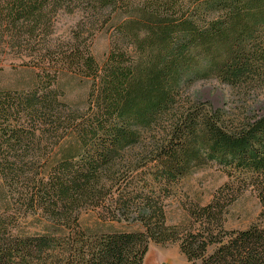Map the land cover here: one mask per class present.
Wrapping results in <instances>:
<instances>
[{
	"label": "trees",
	"instance_id": "16d2710c",
	"mask_svg": "<svg viewBox=\"0 0 264 264\" xmlns=\"http://www.w3.org/2000/svg\"><path fill=\"white\" fill-rule=\"evenodd\" d=\"M62 11L82 13V28L117 22L102 67L78 37L66 50L50 42ZM8 49L32 54L41 74L30 91L0 88V181L17 208L0 215V264H144L151 243L172 241L189 264H264V227L225 228L235 187L192 209L188 226H169L164 205L209 163L264 205V115L251 104L264 85V0H0ZM68 72L92 81L83 108L56 89ZM212 77L239 93V112L189 98ZM70 135L77 145L52 157ZM84 211L144 231L84 230ZM23 212L49 225L15 233Z\"/></svg>",
	"mask_w": 264,
	"mask_h": 264
},
{
	"label": "rangeland",
	"instance_id": "374dc122",
	"mask_svg": "<svg viewBox=\"0 0 264 264\" xmlns=\"http://www.w3.org/2000/svg\"><path fill=\"white\" fill-rule=\"evenodd\" d=\"M82 13L59 12L54 19V29L50 42L60 45L61 50L76 43L82 45L89 43L92 55L100 67L106 62L112 47L114 22L103 30L96 27L82 28ZM79 34L81 36H79ZM70 43L71 38H77ZM0 88L9 91L27 92L38 84L39 68L35 67L33 56L30 53H17L13 50L0 52ZM92 81L81 78L72 72L60 76L56 89L62 94V100L80 108L87 105L88 93ZM257 91L254 101L251 102L257 115H264V85L253 86ZM253 91V90H252ZM191 100L207 104L215 110L226 112L233 111L239 103V93L230 86L222 83L218 78L195 83L188 91ZM240 106V108H239ZM77 145L76 137L70 135L57 147L53 156L58 158L60 150ZM232 172L226 170L217 163H209L193 171L184 179L173 185L170 195L165 199V213L169 226H188L192 220L190 211L198 207H206L211 204L215 196L225 190V186L235 187V197H230L227 202V214L225 216V228L228 231H242L252 226L264 227V205L259 190L253 186H245L239 178H232ZM227 189V188H226ZM235 199V200H234ZM231 201V202H230ZM226 205V204H225ZM7 194L3 181H0V215H12L15 209ZM96 211H84L81 216V226L84 230L102 232H141L144 227L137 222L105 221ZM14 220L15 233L32 234L41 231L43 225H49L46 218L40 215H16ZM144 264H189L181 250L180 241H172L165 244L151 243Z\"/></svg>",
	"mask_w": 264,
	"mask_h": 264
}]
</instances>
